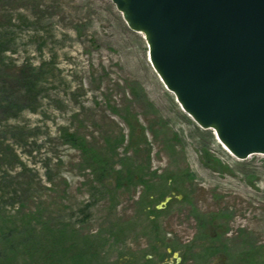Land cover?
I'll list each match as a JSON object with an SVG mask.
<instances>
[{
    "label": "rangeland",
    "instance_id": "rangeland-1",
    "mask_svg": "<svg viewBox=\"0 0 264 264\" xmlns=\"http://www.w3.org/2000/svg\"><path fill=\"white\" fill-rule=\"evenodd\" d=\"M82 147L118 187L93 180ZM166 189L152 214L142 198ZM127 224L125 255L173 240L182 264H206L194 255L218 233L230 262L264 264V154L237 159L196 125L111 0H0V250L14 247L0 264H26L20 241L58 227L92 242L85 264H134L119 255Z\"/></svg>",
    "mask_w": 264,
    "mask_h": 264
},
{
    "label": "water",
    "instance_id": "water-1",
    "mask_svg": "<svg viewBox=\"0 0 264 264\" xmlns=\"http://www.w3.org/2000/svg\"><path fill=\"white\" fill-rule=\"evenodd\" d=\"M111 2L197 126L237 159L264 154V0Z\"/></svg>",
    "mask_w": 264,
    "mask_h": 264
},
{
    "label": "trees",
    "instance_id": "trees-1",
    "mask_svg": "<svg viewBox=\"0 0 264 264\" xmlns=\"http://www.w3.org/2000/svg\"><path fill=\"white\" fill-rule=\"evenodd\" d=\"M136 137V136H135ZM73 138L70 139L71 142ZM123 141V135L121 133L118 134V137L115 141L116 144H120ZM139 143L141 141H145L144 139L137 140ZM135 141L134 143H138ZM82 150L85 153V162H90L89 169L91 174L93 175V180L97 182L99 185H101L104 190L106 191L108 189V186H110V180L116 182V187H118V170L114 171L113 166L105 164L106 162L103 161L104 159L100 158L97 155H94L93 153L87 154V151L85 148L82 147ZM89 157V159H88ZM168 188V186H166ZM96 190V188L94 187ZM92 189L93 191H95ZM171 189H166L165 192L161 193L162 195L160 197H163L164 195L168 194ZM142 200L145 202L147 206V201L149 199V196H145L142 198ZM86 206H90L89 204H85ZM152 214H155L154 212H151ZM86 215L83 216V219L81 218V222L86 219ZM211 218L214 219V217L211 216ZM205 223V222H204ZM203 224V221H202ZM66 228H59L55 230H45L43 239H33L27 238L23 241H20L22 243V251L24 255L27 256V263H31L33 261L32 254L35 250L36 252L40 250V258H37L35 260V264H38V259H41L44 261L45 264H68L67 262H70V264H85V258L89 259L92 255L89 256V252L91 251V244L92 242L85 240L82 247H79L73 243L71 240V237L68 233L65 232ZM120 229H118L119 231ZM2 234V233H1ZM12 251L10 253H13L14 247H12ZM33 250V251H32ZM86 252V253H85ZM8 253L4 251L1 252L0 250V257L3 258L5 262H7L10 258ZM73 256V257H72ZM13 257V255H12ZM26 263V264H27Z\"/></svg>",
    "mask_w": 264,
    "mask_h": 264
},
{
    "label": "flooded vegetation",
    "instance_id": "flooded-vegetation-1",
    "mask_svg": "<svg viewBox=\"0 0 264 264\" xmlns=\"http://www.w3.org/2000/svg\"><path fill=\"white\" fill-rule=\"evenodd\" d=\"M165 196H170L171 198H173L176 196V194H175V191L171 190V191H169L168 194L163 196V199ZM156 205H154V207H152L151 201H147L148 210H152V212H154L155 214L162 213L163 209L160 210L161 207L159 209L156 207ZM129 225L131 226V229L133 230L134 225L133 224H129ZM129 225L127 224L125 226L119 227V229H120L119 231H120L121 236L122 235L125 236V233L127 232V230H129ZM146 227L149 229L148 230L149 232H151V233L153 232L152 222H150ZM155 228H157V227H155ZM147 234H150V233H147ZM127 236H125L124 238L120 237V242H119L120 254L119 255H120L121 259L123 257L130 258L131 260H133L134 264H162V263L182 264L184 259H185V254H184L185 249H182V247H184L186 245L182 246L181 248H178L177 251H174L172 248V246L174 245V243H173L174 241L172 240V241L165 242L163 239L161 241L155 240L153 243L149 244V248L147 250L149 256H146V253H144V254L141 253L142 248L140 246H139V252L138 253H133L131 255H125L126 253L123 251V248L126 245V242H127L126 237ZM141 236H143V235H141ZM203 236L204 235L200 236V239L205 237V236L204 237ZM134 240H137V238H135ZM137 243L138 242L136 241V244ZM169 253H170V255H169ZM169 256L172 257V258H170V260H168ZM194 256L196 258V261H199L201 263L206 262V264H239V263H232L229 261L228 256L223 251L221 244H219L218 233L216 235H214L213 237H210L209 240L205 241L204 246H203V250L201 251V253H199L198 255H194ZM142 257H143V260L141 262L140 258H142Z\"/></svg>",
    "mask_w": 264,
    "mask_h": 264
}]
</instances>
